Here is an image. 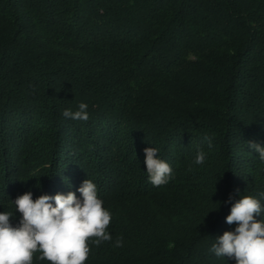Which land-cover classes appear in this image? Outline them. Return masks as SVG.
I'll return each instance as SVG.
<instances>
[{
    "label": "trees",
    "instance_id": "obj_1",
    "mask_svg": "<svg viewBox=\"0 0 264 264\" xmlns=\"http://www.w3.org/2000/svg\"><path fill=\"white\" fill-rule=\"evenodd\" d=\"M80 103L87 121L63 116ZM249 141L264 146V0H0V212L13 226L18 196L80 198L89 179L111 240L90 238L84 264H236L210 249L237 227L230 194L264 208ZM148 147L172 168L164 185L148 179Z\"/></svg>",
    "mask_w": 264,
    "mask_h": 264
},
{
    "label": "clouds",
    "instance_id": "obj_2",
    "mask_svg": "<svg viewBox=\"0 0 264 264\" xmlns=\"http://www.w3.org/2000/svg\"><path fill=\"white\" fill-rule=\"evenodd\" d=\"M87 108L86 103H80L77 111L65 109L63 116L87 121ZM204 139L211 148V139L207 135ZM247 144L264 162V146L251 141ZM143 151L149 181L157 187L168 183L172 168L159 158V149L148 147ZM205 159V152L198 150L194 163L203 164ZM77 191L80 198L72 191L66 195H41L35 200L31 191L18 196L12 201L15 212L21 214L16 226L10 223L13 212H0V264H32L33 254L37 252L41 253L39 260L51 264H84L90 251V238H96L92 241L96 246L111 240L106 230L112 217L98 198L96 184L85 179ZM224 203L232 205L226 223L237 227L217 237L210 251L217 257L234 259L236 264H264V219H256L264 215L261 201L241 195L233 202L230 194ZM115 246H122V238L117 239ZM168 247H175L174 242H169Z\"/></svg>",
    "mask_w": 264,
    "mask_h": 264
}]
</instances>
